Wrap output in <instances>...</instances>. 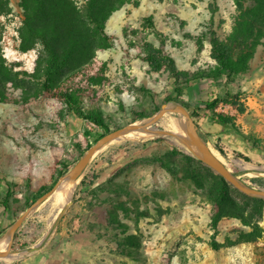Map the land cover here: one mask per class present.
Returning a JSON list of instances; mask_svg holds the SVG:
<instances>
[{
	"label": "rangeland",
	"instance_id": "374dc122",
	"mask_svg": "<svg viewBox=\"0 0 264 264\" xmlns=\"http://www.w3.org/2000/svg\"><path fill=\"white\" fill-rule=\"evenodd\" d=\"M138 2L121 5L110 15L106 30L117 39L95 57L107 63L95 96L114 116L112 128L151 117L164 103H181L167 100L169 96L194 107L214 91L210 79L178 91L169 67L155 71L140 58L145 41L160 46L145 17L152 16L165 35V51L177 68L192 74L216 65L209 38L202 50L196 38L211 28L227 38L238 13L235 0H216L213 18L214 0ZM259 47L264 49V37ZM253 62L254 57L250 70L237 76L235 87L251 77ZM47 63L46 48L28 30L22 1L0 0V196L9 185L16 193L9 200L10 226L0 227V239L28 207L25 193L32 195L36 185L52 186L63 163L72 167L84 154L83 132L94 126L65 102L45 94ZM223 81L217 80L216 87ZM84 101L88 104L89 99ZM135 112L144 116L136 117ZM182 117L169 112L155 127L174 132L173 124ZM174 138L168 133H127L110 143L84 172L99 175L96 182L81 187L83 175L72 202L59 212L41 203L19 228V248L11 249L18 256L0 257V264H264V204L232 192L233 202L223 203L228 214L219 220V248L214 249L217 173ZM134 143L143 146L135 149ZM221 160L247 184L264 188V166L244 173L238 158ZM238 210L246 222L234 216Z\"/></svg>",
	"mask_w": 264,
	"mask_h": 264
},
{
	"label": "trees",
	"instance_id": "16d2710c",
	"mask_svg": "<svg viewBox=\"0 0 264 264\" xmlns=\"http://www.w3.org/2000/svg\"><path fill=\"white\" fill-rule=\"evenodd\" d=\"M21 1L28 30L41 41L48 52L44 82L45 94L65 102L78 117L94 124L93 127H89L83 132V154L104 134L119 128L111 127L110 122L114 116L106 111V107L97 103L96 86L100 85L105 77L107 63L99 62L95 57L99 50L111 48L117 39L115 35L109 34L106 30L110 15L121 5L133 3L138 6L139 2L138 0H81V3L78 4L76 0ZM214 1L215 7L211 10L212 18L218 10L216 0ZM246 1L250 2L249 6L245 5ZM235 4L238 13L233 31L227 38H221L213 28L209 30L207 35L196 38L199 50L204 47L205 37L209 38L210 55L216 61L213 68L192 74L179 70L175 64V59L165 51L166 37L156 28L152 16L145 17L144 20L153 28L160 46L145 41L139 55L140 58L147 61L155 71L169 67L175 88L181 92L187 91L192 84L204 79L219 80L225 78L227 83L234 82L238 75L250 70V61L254 57L257 47L262 44L264 37V0H235ZM85 98L89 99L88 104L85 103ZM237 98L238 93L227 94L212 100L199 101L194 107L179 97L169 96L167 100L183 103L190 110L191 115L196 118V123L199 117L208 115L209 118L224 127L229 125L235 128L232 116L216 112L215 108L219 102H231L237 106L239 112H243L245 108ZM135 116L143 117L144 113L135 112ZM78 145L81 147V144ZM133 146L137 149L143 145L134 143ZM176 152H179L178 148H176ZM246 159L248 158L246 157ZM71 165L69 162H64L58 172L59 175L66 173ZM214 176L216 178L214 196L216 213L212 218L214 233L211 244L217 250L219 244L215 235L219 230V220L223 214H228L223 211V203L233 202L232 192L243 199L261 205L264 204V199L243 194L231 187L222 176L217 174ZM98 177L99 175L86 171L80 186H92ZM51 187L43 184L32 195H27L26 204L29 206ZM9 188L12 186L9 185ZM11 194L8 191L4 197L0 196V205L6 209L9 207ZM237 212L234 213V216L246 222L244 215L239 210ZM19 234L18 229L13 243L15 249L19 248ZM245 240L252 239L247 238Z\"/></svg>",
	"mask_w": 264,
	"mask_h": 264
},
{
	"label": "crops",
	"instance_id": "0c3cea01",
	"mask_svg": "<svg viewBox=\"0 0 264 264\" xmlns=\"http://www.w3.org/2000/svg\"><path fill=\"white\" fill-rule=\"evenodd\" d=\"M249 76V75H248ZM209 86L214 90L207 100H212L238 93V101L243 104L245 110L239 112L236 105L231 102H219L215 111L232 116L235 128L229 125L225 127L213 121L208 115L198 118L199 130L207 144L213 151L224 159L236 157L243 163L240 168L244 173L264 166V49L257 48L251 77L245 79V85L235 87V81L227 83L223 78L222 85L217 88L215 79H210ZM221 80V79H220ZM226 82V83H225ZM220 83V82H219ZM218 83V84H219ZM200 82L195 83L198 86ZM234 84V85H233ZM204 112V111H203ZM222 151H221V150ZM246 157L248 159H246ZM244 163L250 164L248 167ZM53 179V173L48 176L47 182ZM37 186V185H36ZM37 191L40 187H36ZM11 196L16 195L13 188H7ZM5 193V195H6ZM26 196L29 195L27 192ZM11 207L7 209L0 205V227H6L11 220Z\"/></svg>",
	"mask_w": 264,
	"mask_h": 264
},
{
	"label": "water",
	"instance_id": "95a60500",
	"mask_svg": "<svg viewBox=\"0 0 264 264\" xmlns=\"http://www.w3.org/2000/svg\"><path fill=\"white\" fill-rule=\"evenodd\" d=\"M169 112L180 113L186 117L185 128L191 139V141L198 148L202 157L195 153L202 161H204L214 172L222 176L228 184L236 188L243 194L253 197H259L264 199V188L249 185L244 182L234 171L229 169V167L221 160L210 146L207 144L205 139L200 133L199 126L195 119L191 115V112L183 103L168 102L164 103L159 110L156 111L151 117L141 118L139 120H134L133 122L119 127L109 133L104 134L100 137L92 146L87 149L84 154L76 161V163L59 179L52 185V187L39 196L33 203H31L16 219L8 231L9 244L6 249H0V257H12L13 253L11 249L13 247L15 233L23 224L25 218L31 214L41 203L51 197L54 192L62 185L63 182L71 179H80L83 175L93 158L99 153V151L104 147L108 146L115 140H118L120 133L126 129H136L141 131H147L153 134L168 133L175 138L182 139L179 132H167L155 127V124L163 118V116ZM146 119V121H144ZM139 122V123H137ZM183 141V140H182ZM184 143V142H183ZM186 146V144H185ZM39 245L34 246L32 250H37Z\"/></svg>",
	"mask_w": 264,
	"mask_h": 264
},
{
	"label": "bare ground",
	"instance_id": "6f19581e",
	"mask_svg": "<svg viewBox=\"0 0 264 264\" xmlns=\"http://www.w3.org/2000/svg\"><path fill=\"white\" fill-rule=\"evenodd\" d=\"M144 121H146V119ZM137 123H139V122H137ZM185 123H186V117H182V118L179 119L178 122H175L173 124V128L175 129V132H179L181 134V138H182L181 140L178 139V138H174V140L177 143L181 144V145H185L186 144V147L189 150L194 151L196 154H198V155H200L202 157V154L200 153L198 148L191 141V139H190V137H189V135H188V133L186 131ZM127 133H131V135H134V136H147V135H150V134L154 135L153 133H150V132H147V131H141V130H136V129H126V130H124V131H122L120 133L119 137L121 138L122 136H124ZM129 138H131V137H129ZM105 147L106 146H104L99 151V153ZM213 152L215 153V155H217V157H219V159H222V156L218 153V151H213ZM78 180H80V179H71V180L63 182L62 185L54 192V194L51 197H49L47 200H45L44 204L43 203L42 204L44 206L50 208L51 210H55V211L59 212L64 206H66L67 204H70L72 202L73 194H74V191H75L76 184H77ZM0 244H2L3 247H4V248H2V250L6 249L8 244H9L8 237L1 238L0 239ZM12 255H13L12 256L13 258L18 256L17 253H13Z\"/></svg>",
	"mask_w": 264,
	"mask_h": 264
}]
</instances>
